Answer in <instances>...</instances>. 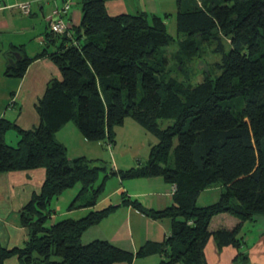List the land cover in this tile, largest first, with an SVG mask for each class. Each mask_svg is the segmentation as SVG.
Masks as SVG:
<instances>
[{"label":"trees","instance_id":"obj_1","mask_svg":"<svg viewBox=\"0 0 264 264\" xmlns=\"http://www.w3.org/2000/svg\"><path fill=\"white\" fill-rule=\"evenodd\" d=\"M106 1L82 0V21L69 30L72 35L51 32L57 46L50 57L62 77L53 78L38 101L40 124L25 129L0 119V173L46 169L41 192L20 211L28 240L14 248L0 244V264L13 256L20 264H114L152 254L162 256L158 264H208L205 251L212 236L219 251L228 245L241 248L244 222L264 216V0H198L201 4L188 9L179 0L177 29L186 37L184 48L211 42L220 54L216 78L195 86L161 80L162 69L151 61L176 40L161 17L114 16ZM31 60L10 65L7 74L23 77ZM128 117L158 142L145 164L112 174L122 179L161 176L176 186L174 203L164 209H148L123 197L122 205L171 220V234L164 241L148 242L137 253L105 239L82 242L84 232L115 205L78 219L51 221L54 198L81 184L69 210L93 207L110 176L98 183L106 165L86 156L70 159L56 133L74 122L88 141L113 144L115 128ZM10 129L20 137L17 145L6 141ZM215 186L222 187L220 199L199 206L201 193ZM223 212L240 222L232 229L210 231L212 218Z\"/></svg>","mask_w":264,"mask_h":264},{"label":"crops","instance_id":"obj_2","mask_svg":"<svg viewBox=\"0 0 264 264\" xmlns=\"http://www.w3.org/2000/svg\"><path fill=\"white\" fill-rule=\"evenodd\" d=\"M23 1H30V7L33 2L39 4L40 14L47 25L45 30L40 32L37 29L38 13L33 12V9L25 12L18 5ZM65 1H68L71 7L63 12V16L72 32L76 30V27L82 21V0H0V119H8L25 129L35 128L40 124L41 119L37 111L38 101L45 95L48 83L53 78L62 77L60 68L50 57V54L56 50L57 42L54 41V35L51 34L49 21L53 10L56 7H61ZM196 2L199 1L181 0V6L184 9H188ZM199 4L201 3L199 2ZM106 5L109 13L114 16L138 13H144L150 17L159 16L165 22L167 29L170 17L175 16L177 24V14L180 10L179 0H107ZM178 35L182 34L178 33ZM182 36L186 38L184 35ZM15 53H18L20 58L16 59ZM11 59H14L16 64L24 59H32L28 63L23 77L7 74L8 67L12 65L10 63ZM69 123L64 125L56 133V136H60L61 132L66 128L72 129ZM73 126L83 146L91 144L90 142H104L88 141L81 133L83 137H80L78 133L80 131L77 126ZM5 137L10 145H17L20 139L15 129L7 131ZM81 153L79 155L87 157L86 153ZM69 157L73 159V156ZM140 165H143V163L127 169L119 168L118 170H129ZM118 176L120 185L108 195H103V192L95 206H77L69 210L70 203L67 206V211L62 215L78 219L88 214L91 210H99L115 205L117 208L104 220L84 232L82 236L83 243H89L96 239H105L122 249L137 253L139 248L148 242L164 241L172 230L169 218L154 219L139 211L133 205H122L121 203L123 197H125L138 200L148 209L167 208L174 203L172 184L166 182L161 176L131 179H122L120 175ZM45 178V168L0 173L1 245L14 248L26 244L28 230L21 223L20 211L32 199L34 194L41 192ZM98 183L100 182L98 181ZM76 186H79V193L81 184ZM209 189L219 191V200L222 187L215 186L206 190ZM65 192L68 191L66 190L62 194ZM81 203L83 204V202ZM55 213L51 220L52 223L59 219ZM229 214L223 212L214 216L210 223V231L215 232L221 228L232 229L235 227L240 220L236 216L234 217L235 219L228 217ZM257 217L258 215L253 221H258ZM227 220L230 224L225 222ZM214 222H217V226L213 227ZM241 233L240 236L244 238V245L241 248L228 245L221 251L218 250L217 243L212 236L205 251L208 264H239L242 262L241 260L249 264H264V232L260 234L258 240L252 246L248 245L249 240L246 239V235H241ZM239 253L242 255L236 260ZM161 258L162 256L159 254H152L145 257H136L132 262L121 261L114 264H158ZM4 264H20V262L17 256H13L8 258Z\"/></svg>","mask_w":264,"mask_h":264},{"label":"rangeland","instance_id":"obj_3","mask_svg":"<svg viewBox=\"0 0 264 264\" xmlns=\"http://www.w3.org/2000/svg\"><path fill=\"white\" fill-rule=\"evenodd\" d=\"M31 9H33V12L39 14L37 29L42 32L46 29L47 25L45 19H42L40 14L39 4L33 2L30 7V10ZM168 31L176 40L160 48L159 53L155 54L151 60L162 69L163 75H161V80L178 79L185 84L195 86L202 83L207 77L215 79L219 74L216 70L215 63L220 60V54L214 51L215 44L204 42L199 49H185L183 43L184 37L178 35L175 16L168 19ZM225 42L227 43V47H229L228 41L225 40ZM207 68L210 70V74L207 73ZM163 121L165 124L170 123L168 120ZM73 125H75L74 122H70L69 126H72V129L66 128L61 132L60 136H56V138L61 142L63 141L67 146L68 156H73L72 158H75V156H81L79 154L84 152L87 154V158L99 159L96 164L106 165V170H102L99 177V182H101L105 175L110 174L106 180L103 195L110 194L120 185L119 176L117 174H112V170H118L119 168L127 169L141 163L145 164L149 159L151 146L158 141L156 136L147 131L133 118L128 117L124 125L116 127V140L113 144L109 145L110 143L108 144L107 141H104L103 143L90 142L91 144L83 146L81 140L75 133ZM78 133L80 137H83L80 132ZM71 189H68V192L60 195L59 198H54L52 202L51 208L54 213L56 212L55 214L58 215L59 219L66 217L62 214L67 211V206L78 194L79 186ZM218 198V190H205L198 199V205L205 206L211 204L217 201ZM84 200L85 199H82V201H78V203L80 204L84 202ZM228 217L235 219V216L231 214H229ZM257 219L258 221L245 222L242 229L241 235H246V239L249 240V246H252V244L258 240L260 234L264 232V216L258 215ZM225 222L230 224L228 220ZM214 226H217V222H214L213 227ZM241 261L242 262L239 264H249L248 262L244 263L243 260Z\"/></svg>","mask_w":264,"mask_h":264},{"label":"built area","instance_id":"obj_4","mask_svg":"<svg viewBox=\"0 0 264 264\" xmlns=\"http://www.w3.org/2000/svg\"><path fill=\"white\" fill-rule=\"evenodd\" d=\"M25 12L30 11V1H23L18 4ZM71 7L70 3L68 1H65L64 4L61 7H56L53 12L52 16L50 17L49 26L51 32L58 33V34H66L72 35L70 33V29L68 26L67 21L65 20L63 16V12L65 10H68ZM109 144V143H108ZM111 145V143L109 144ZM172 192H176V186L172 185Z\"/></svg>","mask_w":264,"mask_h":264},{"label":"water","instance_id":"obj_5","mask_svg":"<svg viewBox=\"0 0 264 264\" xmlns=\"http://www.w3.org/2000/svg\"><path fill=\"white\" fill-rule=\"evenodd\" d=\"M15 56H16V59L20 58V55L18 53H15ZM10 63L15 65L16 64V61L14 59H11L10 60Z\"/></svg>","mask_w":264,"mask_h":264}]
</instances>
